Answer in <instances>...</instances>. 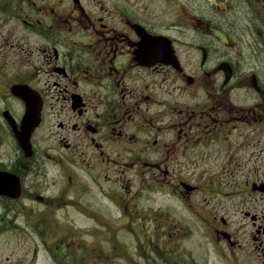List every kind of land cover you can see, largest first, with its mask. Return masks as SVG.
<instances>
[{"label":"flooded vegetation","instance_id":"flooded-vegetation-1","mask_svg":"<svg viewBox=\"0 0 264 264\" xmlns=\"http://www.w3.org/2000/svg\"><path fill=\"white\" fill-rule=\"evenodd\" d=\"M135 1L0 0V174L43 207L22 231L51 264H145L144 245L189 264L195 233L224 264H264V150L250 153L264 137V0H167L160 16ZM145 192L176 211L136 209ZM59 206L92 224L93 243L58 223ZM142 234L129 255L124 237Z\"/></svg>","mask_w":264,"mask_h":264},{"label":"rangeland","instance_id":"rangeland-1","mask_svg":"<svg viewBox=\"0 0 264 264\" xmlns=\"http://www.w3.org/2000/svg\"><path fill=\"white\" fill-rule=\"evenodd\" d=\"M167 0H136L134 2V5L132 7L133 10L137 12H142L143 10H151L153 9L157 16L161 15V10L164 9L165 2ZM157 21H159L160 17H156ZM243 20V17L241 18ZM239 18V22L242 24H245L246 22L241 21ZM255 132H253L254 134ZM252 148L250 149V153L255 156L259 155L261 149L264 150V137L262 135L258 134V139L255 137V135L252 136L251 143ZM253 160L255 161L256 158L253 156ZM264 161V156L261 159ZM260 174H251L250 181H255L259 178ZM239 177V176H238ZM47 181H50V179H47ZM59 184H62V182H59ZM39 192L40 189L42 190L44 186L46 191L45 192L52 196H58L63 190H65V187H68L69 185H36ZM111 185H106V187ZM126 186V185H125ZM133 186V185H131ZM140 185L133 186L132 192L139 191ZM73 197L72 193L66 194V200L68 198ZM88 197V196H86ZM257 200H260V197H257ZM240 201L237 200V203L235 205L237 214L240 212V209L243 207V204L239 203ZM24 203V205H23ZM137 202V199L134 201H131V205L129 207V210L127 213H132L131 209L134 210V205ZM260 204V201L259 203ZM26 205V206H25ZM155 206L157 209H163L164 211L168 212H175L176 206L173 204V202L167 201L164 197L157 195L155 200L154 198L148 194L144 193V198L140 200V203L136 207L138 210H142L141 207H151ZM36 208V209H33ZM38 209H43L41 204L38 201H18V202H11L9 200H2L0 198V225L2 227V230L0 231V264H51L48 260L46 252L43 250V248L40 247V241L39 237L34 234V232L31 230V228L27 231H22V228L24 227V221L29 220L34 215L35 218L39 219L38 215L40 214L38 212ZM68 206H59L56 209V212L60 218L58 220V223L62 224V227H65L66 229L74 230L76 233V238L81 240H86L88 243H93L92 240V233L89 232L92 229V224L83 222L82 218L77 217V222L73 225L69 224V222L64 221L62 217L68 216ZM6 210V211H5ZM60 210V211H59ZM64 210V211H63ZM58 211V212H57ZM259 211H261L259 209ZM178 212V211H177ZM176 212V213H177ZM71 214V213H70ZM134 214V211H133ZM72 215V214H71ZM195 217V212L190 210V212L187 213V218H190V216ZM21 218H25L23 221ZM238 219L240 221L243 220V222L248 225V220L246 219L245 215L243 216L242 213L238 214ZM26 223V221H25ZM149 222H146V227ZM130 224L127 221H124V225ZM145 224V223H142ZM29 225L33 226L37 225L34 219H30ZM72 226V228L70 227ZM142 227V225L138 222V225L136 222L131 223L130 226H125L126 230H130L133 227ZM17 227H20V230L17 229ZM147 232V229L144 231ZM191 234V233H190ZM146 234H142L141 237H136L135 239H132L128 237L127 235L124 237V243L126 244L125 250L132 255L135 256V242L137 243V246H139V243L141 242V239H144ZM198 234L195 233L194 236L192 235L190 238H186L183 242L184 251L187 252L185 255L189 259V264H224L223 260L220 258L221 256L218 254L215 248L209 247L204 244V241L197 236ZM59 237L53 236L48 239L51 243V246H55L56 240H58ZM145 248L140 247L141 251L140 254L137 257V263L145 262V264H158L156 259H158L156 256V252L154 249L148 248L146 245H144ZM154 251V252H153ZM202 251V253H201ZM153 254V255H150ZM220 256V257H219ZM238 257H240V254H237ZM168 258V256L166 257ZM159 260V259H158ZM241 264H251V261L244 257L240 260ZM165 262V261H164ZM230 264V262H227ZM141 264V263H140ZM166 264H179L176 260H172V262L167 261ZM252 264H256L252 262Z\"/></svg>","mask_w":264,"mask_h":264},{"label":"water","instance_id":"water-1","mask_svg":"<svg viewBox=\"0 0 264 264\" xmlns=\"http://www.w3.org/2000/svg\"><path fill=\"white\" fill-rule=\"evenodd\" d=\"M212 5L217 6L218 4H216L215 0H209ZM214 36H216L217 38H219L221 41H226L224 36L222 34H220L217 31H213ZM20 145L22 148H26L27 143L24 141V139L22 140L20 137ZM8 174H0V196H5V197H9V198H13V199H17L20 196L21 193V189H20V185L18 183L15 184H11V180L10 178L7 176Z\"/></svg>","mask_w":264,"mask_h":264},{"label":"bare ground","instance_id":"bare-ground-1","mask_svg":"<svg viewBox=\"0 0 264 264\" xmlns=\"http://www.w3.org/2000/svg\"><path fill=\"white\" fill-rule=\"evenodd\" d=\"M44 175H45V176H48V177L51 178V179H53V175L50 174V173H48V172H47V173H44Z\"/></svg>","mask_w":264,"mask_h":264},{"label":"trees","instance_id":"trees-1","mask_svg":"<svg viewBox=\"0 0 264 264\" xmlns=\"http://www.w3.org/2000/svg\"><path fill=\"white\" fill-rule=\"evenodd\" d=\"M6 211V210H5Z\"/></svg>","mask_w":264,"mask_h":264}]
</instances>
